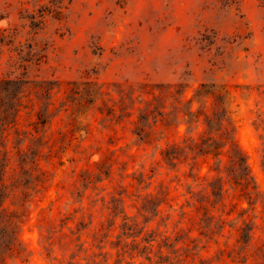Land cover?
<instances>
[{
  "label": "rangeland",
  "instance_id": "obj_1",
  "mask_svg": "<svg viewBox=\"0 0 264 264\" xmlns=\"http://www.w3.org/2000/svg\"><path fill=\"white\" fill-rule=\"evenodd\" d=\"M0 264H264V0H0Z\"/></svg>",
  "mask_w": 264,
  "mask_h": 264
},
{
  "label": "trees",
  "instance_id": "obj_2",
  "mask_svg": "<svg viewBox=\"0 0 264 264\" xmlns=\"http://www.w3.org/2000/svg\"><path fill=\"white\" fill-rule=\"evenodd\" d=\"M201 88H203V84H201L199 86V88L195 92V96L198 94V92ZM210 140H211L210 137H208L204 141L202 140L199 143L198 147L196 146V148H198L199 152H201L200 146H202V145H206V147L209 148V149H204L200 153V155H203L206 157L209 154H211L212 157H215L216 155L219 154V153H213V150L218 148V147L213 146L214 141H210ZM226 140H228V141H225L224 145L227 142H229L230 145L233 144L232 137L231 138L228 137ZM173 149L177 150V146H174ZM233 152H234L233 155L230 156L229 158H230L232 165H234L238 171V177H237V181H232L231 183H234V186L240 185V187H241L240 190H244L243 194L250 197L249 195L253 193L254 187L251 185V182L249 180L250 177L248 176V173L244 171L245 161H244L243 156L241 155L240 152H236V151H233ZM173 154H174V152H168V150L167 151L165 150V152L162 154V157H163V159H166V160L178 159ZM210 170L211 169L209 168V171ZM201 177H205V175H200V168H199L194 180L201 178ZM223 186H224V182L221 183V187L218 189L217 185L215 183L208 182L207 185L205 186L203 199H200V200L197 199L196 200L197 206H195L196 207L195 210H196L197 214L200 213V222L205 223L206 216H209L211 218L209 223L207 224V226H209V227L211 226V223H212L213 219L215 218L213 211H214V209L217 211V208H215V206L217 203L220 202L219 197H222V194H221L222 191L221 190L223 189ZM216 199H217V201L214 202ZM232 212L233 211L230 210L229 212L225 213L227 219L232 216ZM232 219L233 218L229 219L228 221H231ZM222 223L224 225V222H222ZM239 229L243 230V227H239ZM199 235L206 237L207 234H206V231L205 232L200 231ZM236 242L237 243L243 242V236L241 233L238 234ZM202 248H204V246H202ZM9 250L13 251L15 253H19V250L16 248L9 249Z\"/></svg>",
  "mask_w": 264,
  "mask_h": 264
}]
</instances>
